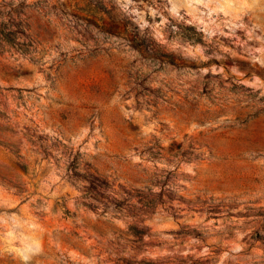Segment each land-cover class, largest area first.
Returning a JSON list of instances; mask_svg holds the SVG:
<instances>
[{
  "label": "rangeland",
  "instance_id": "1",
  "mask_svg": "<svg viewBox=\"0 0 264 264\" xmlns=\"http://www.w3.org/2000/svg\"><path fill=\"white\" fill-rule=\"evenodd\" d=\"M0 264H264V0H0Z\"/></svg>",
  "mask_w": 264,
  "mask_h": 264
}]
</instances>
